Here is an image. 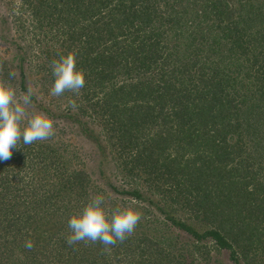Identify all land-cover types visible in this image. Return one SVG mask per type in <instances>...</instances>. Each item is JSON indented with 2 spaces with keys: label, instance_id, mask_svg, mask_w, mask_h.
<instances>
[{
  "label": "trees",
  "instance_id": "obj_1",
  "mask_svg": "<svg viewBox=\"0 0 264 264\" xmlns=\"http://www.w3.org/2000/svg\"><path fill=\"white\" fill-rule=\"evenodd\" d=\"M23 2L38 29L50 33L37 75L45 72L44 82L53 85L51 61L73 54L85 86L78 96L65 92L59 98L74 99L75 116L103 125L101 149L116 154L125 179L141 172L150 181L172 179L178 187L173 201L186 196L183 205L209 229L200 234L171 219L198 244L155 232L107 249L99 242L69 246L68 221L90 201L89 175L67 168L77 158L59 139L21 141L11 159L0 160V264H195L199 250L205 252L201 259H209L207 247L199 246L204 241L240 250L232 252L236 263L238 257L261 263L264 0ZM158 108L165 127L172 120L177 126L146 138ZM120 193L142 197L138 190ZM26 240L33 242L31 250Z\"/></svg>",
  "mask_w": 264,
  "mask_h": 264
},
{
  "label": "rangeland",
  "instance_id": "obj_2",
  "mask_svg": "<svg viewBox=\"0 0 264 264\" xmlns=\"http://www.w3.org/2000/svg\"><path fill=\"white\" fill-rule=\"evenodd\" d=\"M231 6L234 8L233 3ZM16 18L17 23H14ZM0 36H3L0 38V82L14 88L18 96L21 93H26L20 88L19 65H22L23 72L27 77L25 78L27 89L29 90V87L32 89V99L28 110L33 113H44L54 121L55 135L53 139H59L60 142L69 145L68 152L75 154L77 158H75L76 163L67 168L70 170L78 167L83 168L89 175V199L95 195H102L106 200L105 210L108 214H111L117 205L132 207L138 211L141 219L130 237L148 236L156 232L157 235L163 234L168 238L176 236L181 241L198 244L194 237L180 230L178 226L172 225L171 219L176 222H184L200 234H204L209 229L203 217L196 210L183 205L186 196L182 201L181 199L177 202L173 201L178 190L175 182L165 177L159 181H150L143 172L138 173L137 178L131 181L125 179L116 165L121 162L114 158L116 154L115 156L109 155L110 148L109 150L101 149V145L106 147V140L102 133L103 125L91 122L90 118H83L77 114L75 116L73 112L78 113V108L75 110L71 108L70 112H66L68 99L49 95L52 85L50 82H44L45 72L41 76L37 75L36 66L46 60V55L43 52L47 48L50 33L45 35L38 29L37 23L31 15L30 7L25 5L23 0H0ZM5 64L7 65L4 66ZM1 69L7 70V73ZM9 73H14V75L10 76ZM153 78H158V76L153 75ZM167 110H169L168 107ZM158 111L159 108L156 109L154 127H148L145 130L146 138H151L156 133H167L169 130L175 129L174 125L177 121L172 120V123L165 127L163 124L165 114L159 115ZM65 113L68 114L67 118ZM107 146L110 147L109 144ZM169 152L173 153V150L171 149ZM186 156L191 155L187 154ZM114 188L118 191L116 192ZM124 190H138L142 197L132 200V197L120 195V192ZM211 244L210 241L199 243L200 248L206 246L209 250L210 253L207 255L209 259H201L200 257L205 252L199 250L196 254L200 257L196 258L195 264H198L199 261H202V264H252L241 257H238L237 263L233 260L232 252L241 254L238 249L219 250L211 247ZM108 252L112 253V251ZM258 259L262 260L259 264H264L262 254L257 255Z\"/></svg>",
  "mask_w": 264,
  "mask_h": 264
},
{
  "label": "clouds",
  "instance_id": "obj_3",
  "mask_svg": "<svg viewBox=\"0 0 264 264\" xmlns=\"http://www.w3.org/2000/svg\"><path fill=\"white\" fill-rule=\"evenodd\" d=\"M54 84L49 95L60 97L65 92L75 95L85 86L84 74L76 68L73 54L61 56L51 61ZM13 76L14 73H9ZM32 89L19 96L11 86L0 82V160L11 159L12 149L30 145L36 141H45L55 135L54 121L44 113L30 112ZM68 106L74 110L78 107L74 99L68 100ZM22 124L24 125L22 127ZM104 197L95 195L83 207L82 212L73 215L68 221L70 229L66 243L74 246L80 242H99L107 249L118 242L123 243L135 230L141 215L132 207L117 206L111 215L103 207ZM24 247L31 250L34 244L26 240Z\"/></svg>",
  "mask_w": 264,
  "mask_h": 264
}]
</instances>
